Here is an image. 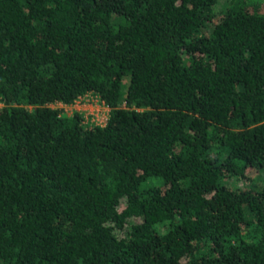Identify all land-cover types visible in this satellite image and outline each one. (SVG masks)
Returning a JSON list of instances; mask_svg holds the SVG:
<instances>
[{"label":"trees","instance_id":"16d2710c","mask_svg":"<svg viewBox=\"0 0 264 264\" xmlns=\"http://www.w3.org/2000/svg\"><path fill=\"white\" fill-rule=\"evenodd\" d=\"M248 167L264 0H0V264H264Z\"/></svg>","mask_w":264,"mask_h":264},{"label":"rangeland","instance_id":"374dc122","mask_svg":"<svg viewBox=\"0 0 264 264\" xmlns=\"http://www.w3.org/2000/svg\"><path fill=\"white\" fill-rule=\"evenodd\" d=\"M222 1V0H221ZM125 78L122 77L121 83H124ZM49 105L54 107L63 108L67 113H70L73 110L80 111L83 115L84 122H93V123H103L107 115L108 108L97 100V97L87 93L79 101H76L72 105H62L60 102H53ZM247 173L253 177H264V168L255 169L252 167L247 168Z\"/></svg>","mask_w":264,"mask_h":264},{"label":"built area","instance_id":"2783aa9c","mask_svg":"<svg viewBox=\"0 0 264 264\" xmlns=\"http://www.w3.org/2000/svg\"><path fill=\"white\" fill-rule=\"evenodd\" d=\"M82 98H83V97H82ZM82 98H81V99H82ZM81 99H80V100H81Z\"/></svg>","mask_w":264,"mask_h":264}]
</instances>
